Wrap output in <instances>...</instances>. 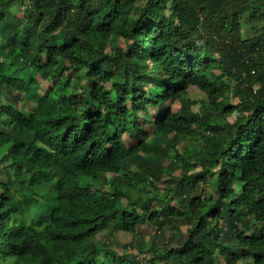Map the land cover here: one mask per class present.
Instances as JSON below:
<instances>
[{"label":"clouds","instance_id":"clouds-1","mask_svg":"<svg viewBox=\"0 0 264 264\" xmlns=\"http://www.w3.org/2000/svg\"><path fill=\"white\" fill-rule=\"evenodd\" d=\"M85 256L264 264V0H0V264Z\"/></svg>","mask_w":264,"mask_h":264},{"label":"trees","instance_id":"trees-1","mask_svg":"<svg viewBox=\"0 0 264 264\" xmlns=\"http://www.w3.org/2000/svg\"><path fill=\"white\" fill-rule=\"evenodd\" d=\"M131 241H129L128 243H130ZM87 247H89V245L85 244L83 246L84 249H86ZM77 264H92V260H89L87 256H85L83 259H77Z\"/></svg>","mask_w":264,"mask_h":264},{"label":"rangeland","instance_id":"rangeland-1","mask_svg":"<svg viewBox=\"0 0 264 264\" xmlns=\"http://www.w3.org/2000/svg\"><path fill=\"white\" fill-rule=\"evenodd\" d=\"M121 239H122L123 241H125L126 243H128L129 241H131L129 237L124 236V235L121 236Z\"/></svg>","mask_w":264,"mask_h":264}]
</instances>
